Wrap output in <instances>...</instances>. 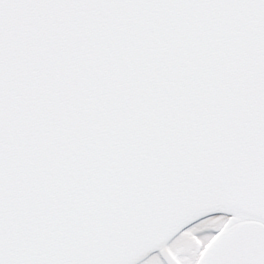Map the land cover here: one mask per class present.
Masks as SVG:
<instances>
[{
	"label": "snow or ice",
	"instance_id": "obj_1",
	"mask_svg": "<svg viewBox=\"0 0 264 264\" xmlns=\"http://www.w3.org/2000/svg\"><path fill=\"white\" fill-rule=\"evenodd\" d=\"M0 264H264V0H0Z\"/></svg>",
	"mask_w": 264,
	"mask_h": 264
}]
</instances>
